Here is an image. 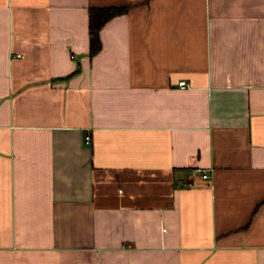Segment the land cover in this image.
<instances>
[{
    "label": "crops",
    "instance_id": "crops-1",
    "mask_svg": "<svg viewBox=\"0 0 264 264\" xmlns=\"http://www.w3.org/2000/svg\"><path fill=\"white\" fill-rule=\"evenodd\" d=\"M0 264H264V0H0Z\"/></svg>",
    "mask_w": 264,
    "mask_h": 264
},
{
    "label": "trees",
    "instance_id": "trees-1",
    "mask_svg": "<svg viewBox=\"0 0 264 264\" xmlns=\"http://www.w3.org/2000/svg\"><path fill=\"white\" fill-rule=\"evenodd\" d=\"M126 11L124 7H105L91 10L90 16V55L94 56L101 49L100 29L111 18Z\"/></svg>",
    "mask_w": 264,
    "mask_h": 264
},
{
    "label": "built area",
    "instance_id": "built-area-1",
    "mask_svg": "<svg viewBox=\"0 0 264 264\" xmlns=\"http://www.w3.org/2000/svg\"><path fill=\"white\" fill-rule=\"evenodd\" d=\"M180 86L182 88H186L188 87V84L186 83V81H182L179 83ZM90 140H91V137L90 136H87L86 137V143H90ZM200 173H201V177L203 180H209L211 179V173L209 170H206V169H199ZM183 186L184 187H187V188H191L193 186H195L194 182H183Z\"/></svg>",
    "mask_w": 264,
    "mask_h": 264
}]
</instances>
